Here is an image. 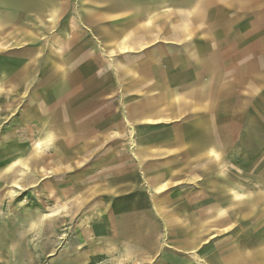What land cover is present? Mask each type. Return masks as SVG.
I'll use <instances>...</instances> for the list:
<instances>
[{
	"label": "crops",
	"instance_id": "obj_1",
	"mask_svg": "<svg viewBox=\"0 0 264 264\" xmlns=\"http://www.w3.org/2000/svg\"><path fill=\"white\" fill-rule=\"evenodd\" d=\"M183 2L44 0L43 4L45 8L48 5L49 10L48 15L44 11V19L51 18L55 21L54 24L57 25L58 22L59 29L63 26L65 29L58 30L54 27L55 34L50 36L51 43L48 42V46L52 45L51 49H30L26 59L32 64L25 65L23 80L16 81L14 86L12 85L13 89H20L23 84L30 88L33 84L30 82L31 76L42 67L45 72H51L49 78L56 85H63L64 71L71 61L68 51L92 53L102 50L107 56H112L115 76L124 91L127 80H135L133 87L141 88L156 77L159 81L157 84H160V96L143 100L132 110H125L123 123H116L113 134L106 138L122 139L116 141L113 148L101 153L93 165L95 169L102 170L116 155L122 156L129 152L136 159V164L129 171L122 170L120 174L134 176L133 184H121L110 173L102 178L99 187L79 194H76L77 180L64 181L67 171L64 163L67 159L64 156L61 137L66 132H71L74 141L83 142L85 148H79V152L82 150V156L87 152L101 150L104 142L99 139L94 144H89L85 139L80 140L72 126L69 125L70 128L65 129L64 124L67 123L64 118L50 112L48 108L33 117V121L42 123L41 126L18 129L12 122L15 111L13 89L8 92L5 103L0 100L1 107L5 109L0 111V117L3 118L0 119V149H14V181L25 182L29 197L41 196L46 205L53 202L58 207L57 211L50 212L56 216L51 223L48 222L50 214L46 215L43 211L46 205H38V214L26 213L14 224L5 222V225L9 224V231L6 232L5 227L3 234L6 235L3 240L0 239V264L29 262L23 253L29 234H35L42 239L39 244L42 252L52 251L49 246L50 231L61 228L64 221L57 214L61 208H68L66 204L69 202V196H73V201L69 203L73 213L82 210H86L89 215L95 211L106 212L110 228L118 234H125L123 247L127 256L142 264L264 262V175L239 173L240 169L236 166H233L234 169L229 173L232 161L224 151L221 140L214 134L213 119L196 114L192 124H184L169 132V139L156 145L145 144L158 135H145L146 130L138 127V123L150 126V123L171 120L177 116L173 110L180 106L191 108L194 105L196 101L192 102L191 98H182L185 94L181 89L183 80L189 81L188 91L219 81V69L209 67L207 63L205 65V62L214 58L213 50L205 47V43L210 42L207 37L211 36V29L198 32L195 27L200 10L202 9L203 14L205 11V7H200L202 0ZM0 4L11 3L0 0ZM181 5L186 7L182 9ZM13 20H16L15 15L0 16V27L9 26ZM202 20L210 21L205 16ZM164 27H167L166 30ZM196 35L199 36L198 39H194ZM29 36L15 33L11 38L19 41ZM44 38L47 40L49 36L44 35ZM165 40H170L172 45L188 44L185 49L186 61L193 64L192 69L188 67L185 71L175 72L173 58L162 50L146 53L148 57L145 55V58L151 61L153 59L158 66V72L154 74L151 70H146L145 66H141L143 60L123 56L128 52L141 53L152 50L153 47L161 46ZM86 63L92 68L93 62ZM89 85L90 92L86 94L92 95L96 90L92 84ZM2 88L0 84V94ZM36 99L39 101V98H34ZM198 100L201 98L198 97ZM6 110L9 111L8 116L3 117ZM21 114L27 119L30 111L25 109ZM5 120H9L8 123H3ZM50 145L56 146L53 157L47 155ZM233 149V152L237 151L236 147ZM232 159H236L235 154ZM4 164L0 158V181L6 178L1 167ZM11 169L12 167L8 170L11 172ZM8 170L6 174L10 173ZM254 183L259 185L257 190L253 188ZM139 188L149 193L131 192ZM167 190L171 192L165 194ZM255 215L260 218L252 228V244L242 235L241 229L235 231L232 237H223L228 240H225L222 246H218L219 241L203 243L204 236L211 232L224 233L225 228L234 223L240 225L246 217ZM146 227L157 236L162 235L163 242L160 240L149 246L148 243L144 244L141 239ZM109 241L116 245L113 236ZM250 246L252 247L249 250ZM155 255L158 257L152 263L151 258Z\"/></svg>",
	"mask_w": 264,
	"mask_h": 264
},
{
	"label": "rangeland",
	"instance_id": "obj_2",
	"mask_svg": "<svg viewBox=\"0 0 264 264\" xmlns=\"http://www.w3.org/2000/svg\"><path fill=\"white\" fill-rule=\"evenodd\" d=\"M6 1L11 4H0V16L14 17L15 15L16 20H13L9 26L0 27V84L3 86L0 100L3 103L7 99L8 92L13 89L12 85L14 86L16 81L23 80L25 65L32 64L26 59L30 49L33 47H42L46 51L51 49L52 45L48 46V44L51 43L50 36L55 34L54 27L58 30L65 29L64 26L59 29L58 22L57 25L54 24L55 21L51 18L44 19V11L47 15L49 13L48 5L45 8L43 4L44 0ZM180 2L185 3L186 0H180ZM201 4L200 7H205V11L203 14L201 9L195 21L196 31L211 29V36L207 37L210 42L205 43V47L210 51L213 50L214 55V58L205 62V65L207 63L209 67L218 68L221 79L219 78L216 83H209L206 87L189 91L187 90L189 81L183 80L181 89L185 91V94L182 98H191L192 102L196 101L194 105L191 108L180 106L177 110H173L177 116L171 120L150 123V126H146V123H138V127L146 130L145 135H158L145 144L156 145L167 141L169 132L184 124H192L196 114L201 117H211L214 134L221 140L225 147L224 151L228 153L232 161L229 173L234 169L233 166H236L240 169L239 173L253 174V176L259 173L264 175V116H262L264 114V0H202ZM181 6L182 9L186 7ZM203 16L210 21L203 22ZM164 28L166 30L167 27ZM15 33L24 36L30 34V36L15 41L11 38ZM44 35H48L49 38L46 40ZM198 38L199 36L196 35L194 39ZM160 45L149 51L128 52L123 56L143 60L141 66H145L146 70H151L154 74L158 72L156 69L158 66L153 59L151 61L147 58L146 53L162 50L173 58L175 72L185 71L188 67L192 69L193 64L186 61L187 43L172 45L170 40H165ZM68 55L71 61L64 71L63 85H56L49 78L51 72H45L42 67L31 76L30 82L33 84L30 88L23 84L20 89H13L14 127L33 129L41 126L42 123H36L33 117L36 113L42 114L43 110L48 108L55 115L62 116L67 123L64 124L65 129L70 128L69 125H71L80 140L85 139V142L89 144H94L99 139L104 142L101 150L87 152L82 156L80 152L85 148L83 142L74 141L71 132H66L61 137L64 156L67 159L64 163L67 170L64 181L77 180L76 194L99 187L102 184V178L110 173L121 184H133L134 176L120 174L122 170L129 171L136 164V159L129 152L122 156L116 155L102 170L95 169L93 165L101 153L113 148L116 141L122 139L113 137L106 140L108 135L113 134L115 124L123 123L125 110H132L141 101L160 96L158 79L153 77L149 84H144L141 88L133 87L135 80H127L126 91H124L115 76L112 56H107L102 50L92 53L73 50L68 51ZM86 62H93L92 68ZM89 84H92L96 90L92 95L86 94L90 92ZM87 86L88 89H86ZM198 97L201 100L197 101ZM34 98H39V101ZM3 109L0 105V111ZM25 109L30 111L27 119H24L21 114V111ZM8 113L9 111L4 112L3 117L8 116ZM8 121L5 120L3 123L6 124ZM164 133L166 134L162 135ZM55 147L50 145L47 149L49 157H53ZM234 147L236 152H233ZM79 148L82 149L80 152ZM234 154L236 159H232ZM0 158L5 163L1 167L6 177L0 181V227L4 226L0 229V239L3 240L6 235V233L3 234V230L9 231L8 223L14 224L26 213L38 214L40 212L38 205L42 206L46 203L41 196L29 197L24 181H14V149H0ZM10 167H12L11 172ZM7 170L9 174L5 173ZM239 173H233V175H239ZM258 187L259 185L254 183L253 188L257 190ZM138 191L142 194L149 193L141 188L131 192L138 193ZM170 192L171 190H167L164 193ZM72 197H67L68 208L63 207L60 213L57 212V216L62 217L64 222L61 228L50 231L51 245L49 246L52 251L42 252L39 247L42 239L35 234L28 235L23 250L29 261L27 264H142L127 256L123 247L125 234L122 232L118 234L110 228L106 212L95 211L89 215L86 214V210H82L73 213L69 205L73 201ZM57 210V204L53 202L43 209L44 214H50L49 223L56 217L50 212ZM259 218L257 215L249 216L242 224L234 223L229 228H225L224 233L211 232L204 236L203 243L219 241L218 246H222L225 240H228L223 237H232L235 231L241 229L242 235H245L248 242L252 244L254 238L252 228L258 223ZM5 222L8 223L5 225ZM112 236L116 239V245L109 241ZM141 240L144 244L148 243V246L160 240L161 243L163 242L162 235L157 236L148 227L145 228ZM251 247L248 249L250 250ZM157 257L153 256L151 262L154 263Z\"/></svg>",
	"mask_w": 264,
	"mask_h": 264
}]
</instances>
